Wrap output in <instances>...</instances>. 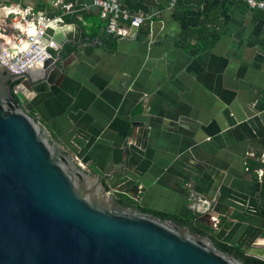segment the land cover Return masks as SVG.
Segmentation results:
<instances>
[{
	"label": "crops",
	"instance_id": "crops-1",
	"mask_svg": "<svg viewBox=\"0 0 264 264\" xmlns=\"http://www.w3.org/2000/svg\"><path fill=\"white\" fill-rule=\"evenodd\" d=\"M62 1L71 12L0 0V27L7 7L29 6L77 38L47 90L15 88L23 110L113 197L214 218L218 239L264 245V12L243 0H119L149 19L114 37L90 0Z\"/></svg>",
	"mask_w": 264,
	"mask_h": 264
},
{
	"label": "water",
	"instance_id": "water-1",
	"mask_svg": "<svg viewBox=\"0 0 264 264\" xmlns=\"http://www.w3.org/2000/svg\"><path fill=\"white\" fill-rule=\"evenodd\" d=\"M63 30L45 28L53 46L33 72L0 63V264H241L209 237L114 199L15 101L8 82L41 92L56 80L77 40ZM245 252L264 259L262 243Z\"/></svg>",
	"mask_w": 264,
	"mask_h": 264
},
{
	"label": "built area",
	"instance_id": "built-area-1",
	"mask_svg": "<svg viewBox=\"0 0 264 264\" xmlns=\"http://www.w3.org/2000/svg\"><path fill=\"white\" fill-rule=\"evenodd\" d=\"M251 9L264 12V0H243ZM177 0H168L167 9L174 7ZM50 6L61 12H71V3L62 0H50ZM90 6L97 9L99 17L104 21V33L108 36L122 37L128 27L137 28L148 15H140L129 11L119 0H90ZM9 16V17H8ZM6 26L0 27V63L11 73L19 74L46 57L45 46H53L51 41H45L44 30L51 24L50 18L41 12H35L31 7H7ZM14 91V88H13ZM264 157V153L262 155ZM77 165L82 164L75 159ZM215 228L217 220H210Z\"/></svg>",
	"mask_w": 264,
	"mask_h": 264
},
{
	"label": "trees",
	"instance_id": "trees-1",
	"mask_svg": "<svg viewBox=\"0 0 264 264\" xmlns=\"http://www.w3.org/2000/svg\"><path fill=\"white\" fill-rule=\"evenodd\" d=\"M201 31L199 34L204 36L208 35L211 37H214L213 34H211V31L205 27L201 28ZM206 35V36H207ZM18 80L8 82L9 87L11 91L13 90L14 86ZM13 98L15 101H17L19 104V98L17 97L16 93L13 91L12 92ZM30 116H32V113H27ZM260 163L256 161H252L249 163V169L259 167ZM114 199L120 201L121 203L136 209L138 212L149 214L151 216L157 217L160 220H171L175 222L178 225L181 226H186L190 231L195 232L201 236H207L211 240L213 246L218 249L219 251L231 255L233 258L238 260L241 264H264V259L255 257L254 255L247 254L245 252V249L242 247L241 243H234V244H229L223 240H220L216 237L215 235V230L214 228L211 227L209 223H207L206 220H204L202 217L199 216L197 213L190 214L187 217H179L177 215L163 212V211H158L154 209H149L146 207L139 206L135 204L129 197H120L119 195L115 196ZM262 234L264 235V224H263V232Z\"/></svg>",
	"mask_w": 264,
	"mask_h": 264
},
{
	"label": "rangeland",
	"instance_id": "rangeland-1",
	"mask_svg": "<svg viewBox=\"0 0 264 264\" xmlns=\"http://www.w3.org/2000/svg\"><path fill=\"white\" fill-rule=\"evenodd\" d=\"M15 89V88H14ZM15 92V91H14ZM17 97L20 98V93L18 91L15 92ZM113 195V194H112ZM246 250V249H245Z\"/></svg>",
	"mask_w": 264,
	"mask_h": 264
},
{
	"label": "flooded vegetation",
	"instance_id": "flooded-vegetation-1",
	"mask_svg": "<svg viewBox=\"0 0 264 264\" xmlns=\"http://www.w3.org/2000/svg\"><path fill=\"white\" fill-rule=\"evenodd\" d=\"M14 88H16V86ZM14 91H15V89H14Z\"/></svg>",
	"mask_w": 264,
	"mask_h": 264
}]
</instances>
